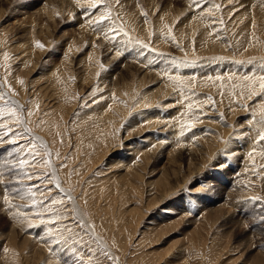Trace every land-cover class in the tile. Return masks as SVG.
I'll use <instances>...</instances> for the list:
<instances>
[{
  "label": "rangeland",
  "instance_id": "374dc122",
  "mask_svg": "<svg viewBox=\"0 0 264 264\" xmlns=\"http://www.w3.org/2000/svg\"><path fill=\"white\" fill-rule=\"evenodd\" d=\"M261 75L264 0H0V264H264Z\"/></svg>",
  "mask_w": 264,
  "mask_h": 264
},
{
  "label": "snow or ice",
  "instance_id": "6c2138e0",
  "mask_svg": "<svg viewBox=\"0 0 264 264\" xmlns=\"http://www.w3.org/2000/svg\"><path fill=\"white\" fill-rule=\"evenodd\" d=\"M101 2H102V0H101ZM116 3H117V4H120V3H121V0H116ZM104 19H105V17H104V16H101V22H103ZM36 47H38V48H42L43 45L37 43V44H36ZM217 79H219V77H217ZM245 79L247 80V79H250V78L245 77ZM258 79H259V87H260V89H261V90H264V75H261ZM253 94H255V93H253ZM12 116L15 117V112L12 113ZM15 122L19 123L20 121H19V120H16ZM3 128H5L6 131H4V132L2 133V136H0V138L8 137L9 134H10V132H11V129L8 128L7 124L3 125ZM259 139H260L261 142H264V134H262V135L260 136ZM16 140H17V137H15V136L13 135V136L11 137V139H10L9 142H11V143H16ZM29 155H31V153H29ZM20 163H21V165H23L24 161L21 160Z\"/></svg>",
  "mask_w": 264,
  "mask_h": 264
},
{
  "label": "bare ground",
  "instance_id": "6f19581e",
  "mask_svg": "<svg viewBox=\"0 0 264 264\" xmlns=\"http://www.w3.org/2000/svg\"><path fill=\"white\" fill-rule=\"evenodd\" d=\"M71 1H75V2H76L77 0H60L61 3H68V4H70ZM80 2H81V1H80ZM74 4H75V3H74ZM78 4H79V3H78ZM78 4H77V6H79ZM62 5H63V4H62ZM71 5H72V4H71ZM80 7H81V5H80ZM75 9L79 11V8H78V7H75ZM81 20H82V19H81Z\"/></svg>",
  "mask_w": 264,
  "mask_h": 264
}]
</instances>
